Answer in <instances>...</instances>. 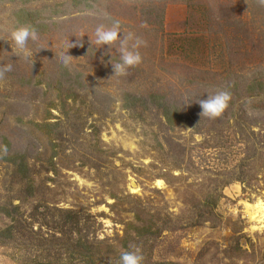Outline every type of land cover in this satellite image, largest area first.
Instances as JSON below:
<instances>
[{"label": "rangeland", "instance_id": "1", "mask_svg": "<svg viewBox=\"0 0 264 264\" xmlns=\"http://www.w3.org/2000/svg\"><path fill=\"white\" fill-rule=\"evenodd\" d=\"M113 21L145 42L123 76L95 44ZM8 64L0 264H264V0H0ZM218 91L227 109L201 116Z\"/></svg>", "mask_w": 264, "mask_h": 264}, {"label": "clouds", "instance_id": "2", "mask_svg": "<svg viewBox=\"0 0 264 264\" xmlns=\"http://www.w3.org/2000/svg\"><path fill=\"white\" fill-rule=\"evenodd\" d=\"M37 33L34 29L28 26H19L11 32V40L15 45L17 52L23 54L27 59L32 53L28 48L29 41H36ZM129 41H134L129 44ZM144 41L139 37H134L132 34L125 35L121 32L119 21H113L111 26L103 24L98 25L95 29V44L100 46H112L118 44L117 51L119 52V60L112 65L114 75L123 76L129 68L135 67L142 62V56L139 48L144 45ZM77 46H83L82 43H69V49ZM68 53V52H67ZM64 57V64L67 65L73 58L67 54ZM60 59V57H59ZM12 71L11 64L0 68V75ZM230 93L227 91H218L215 94L207 96L206 99L200 100L198 103L201 107V116L208 119H215L223 114L230 102ZM195 128V127H194ZM183 130H191L193 128H181ZM143 255L139 249L134 251H124L120 254L119 264H143Z\"/></svg>", "mask_w": 264, "mask_h": 264}, {"label": "bare ground", "instance_id": "3", "mask_svg": "<svg viewBox=\"0 0 264 264\" xmlns=\"http://www.w3.org/2000/svg\"><path fill=\"white\" fill-rule=\"evenodd\" d=\"M157 184H162V181L158 180ZM252 208H254V210L251 212V215L253 217H257V216H259V218L262 217V215L264 213V204H263V202L258 201L256 203H254Z\"/></svg>", "mask_w": 264, "mask_h": 264}]
</instances>
